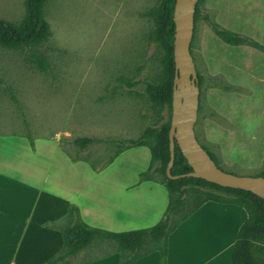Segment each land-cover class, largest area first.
I'll return each instance as SVG.
<instances>
[{
    "label": "rangeland",
    "instance_id": "1",
    "mask_svg": "<svg viewBox=\"0 0 264 264\" xmlns=\"http://www.w3.org/2000/svg\"><path fill=\"white\" fill-rule=\"evenodd\" d=\"M157 2L47 0L48 39L32 47L0 45V136L57 138L62 149L56 153L53 141L42 146L51 162L41 168L50 170L51 182L63 183L60 193L82 202L86 222L112 231L137 212L118 216L122 196L106 180L140 181L151 152L134 146L105 163L119 140L137 138L173 115L144 92V82L162 72L161 51L150 40V10ZM24 13L25 0H0L1 18L19 22ZM214 23L257 45L225 42ZM191 52L200 75L198 140L225 171L264 172V0H198ZM83 136L96 140L81 149L75 139ZM68 157L93 173L79 175L80 166ZM90 177L99 180L97 187ZM116 250L111 242H97L65 264H113Z\"/></svg>",
    "mask_w": 264,
    "mask_h": 264
},
{
    "label": "trees",
    "instance_id": "2",
    "mask_svg": "<svg viewBox=\"0 0 264 264\" xmlns=\"http://www.w3.org/2000/svg\"><path fill=\"white\" fill-rule=\"evenodd\" d=\"M47 0H25V13L19 22H10L0 17V45L6 48L32 47L42 44L51 34V27L44 14ZM177 0H158L150 10L154 21L150 40L160 49L162 58L161 76L144 82V92L161 109H173L174 80L176 63L174 55L176 25L174 19ZM216 33L227 43L240 45L254 43L249 38L213 24ZM257 45L256 43H254ZM199 86H200V75ZM171 118L157 125L147 126L137 138L118 141V148L106 164L115 160L124 150L134 146H147L151 152V162L141 173L140 180H155L162 183L169 195L163 217L154 225L126 231H112L88 224L82 217L78 205L68 206L64 223L58 226L63 245L57 254L44 264H65L77 257L83 250L97 242L115 244L119 253L118 264H136L150 253H160V264H168L170 235L205 202L215 201L238 205L247 212L232 251L233 264H264V197L241 188L222 186L201 177L182 176L192 171L178 142H175V160L171 172L181 175L171 178L167 167L171 160L170 150ZM32 148L35 142L30 132L26 133ZM96 138L83 136L75 139L81 149L87 148ZM215 162L217 159L205 146ZM77 160V158H72ZM93 169L100 167L91 163ZM155 174L160 176L156 180ZM264 176V172L257 174ZM92 262V261H91Z\"/></svg>",
    "mask_w": 264,
    "mask_h": 264
},
{
    "label": "crops",
    "instance_id": "3",
    "mask_svg": "<svg viewBox=\"0 0 264 264\" xmlns=\"http://www.w3.org/2000/svg\"><path fill=\"white\" fill-rule=\"evenodd\" d=\"M51 141L55 145L52 149L58 153L62 146L54 137L35 139V148H32L25 134L0 136V264H44L57 254L63 245L57 225L64 221L71 203L78 205L83 219H87L82 202L60 193L63 183L51 182L50 170L45 172L41 168L51 162L49 155L41 154L42 146ZM65 160L74 162V166L82 162L71 157ZM78 172L79 175L93 173L82 166ZM88 180L91 187H97V178ZM106 181L109 189H115L122 196L117 205V213L121 215H116L126 218L130 212H137L133 221L122 220L114 231L149 227L162 218L169 201L162 183ZM71 190L77 194L78 189ZM131 202L138 204L134 208ZM141 204L145 213L140 214ZM246 219L247 212L238 205L205 202L170 235L168 264H233L234 242ZM118 260L113 264H118ZM136 264H160V253H150Z\"/></svg>",
    "mask_w": 264,
    "mask_h": 264
},
{
    "label": "water",
    "instance_id": "4",
    "mask_svg": "<svg viewBox=\"0 0 264 264\" xmlns=\"http://www.w3.org/2000/svg\"><path fill=\"white\" fill-rule=\"evenodd\" d=\"M197 3L198 0H177L175 5L176 77L169 133L171 160L167 173L171 178H178L181 175L201 177L222 186L249 190L264 197V176L240 175L223 170L197 138L196 122L200 105V86L198 71L191 52ZM176 140L192 167V171L187 174L173 175L171 172L175 160Z\"/></svg>",
    "mask_w": 264,
    "mask_h": 264
}]
</instances>
